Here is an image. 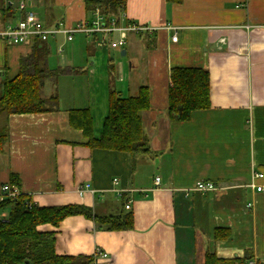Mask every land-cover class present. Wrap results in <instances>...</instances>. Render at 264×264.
<instances>
[{"label": "crops", "instance_id": "0c3cea01", "mask_svg": "<svg viewBox=\"0 0 264 264\" xmlns=\"http://www.w3.org/2000/svg\"><path fill=\"white\" fill-rule=\"evenodd\" d=\"M19 1L0 0V29L20 19ZM26 2L50 27L88 21L85 0ZM9 5L15 14L5 22L1 11ZM120 13L122 26L155 29L112 33L111 40L116 34L126 40L118 65V50L100 45L101 33L99 41L81 32L48 39L50 68H73L45 83L46 94H59L60 110L0 116V126L9 130L0 182L18 175L22 191L40 206L79 203L101 214L133 212L130 230L98 229L83 215L57 227L40 225V231L56 232L60 255L92 257L101 249L109 253L101 264H205L210 252L221 258L250 255L254 264H264V192L252 187L264 184V176H255L264 173V0H127ZM33 45L0 37V92L5 78L19 74L20 60ZM173 67L210 74L211 107L193 111L189 120L168 114ZM117 69L124 72L122 81ZM141 85L150 89V109L142 114L150 153L133 157L91 148L70 125L69 109L89 108L99 137L110 90L136 95ZM199 180L218 189L190 190ZM81 186L87 187L84 195ZM217 230L230 234L217 237Z\"/></svg>", "mask_w": 264, "mask_h": 264}, {"label": "trees", "instance_id": "16d2710c", "mask_svg": "<svg viewBox=\"0 0 264 264\" xmlns=\"http://www.w3.org/2000/svg\"><path fill=\"white\" fill-rule=\"evenodd\" d=\"M182 3L183 0H167ZM127 0H85L88 21L95 17L97 9L106 21L116 19L120 23V11ZM20 18L25 12L20 11ZM3 20L13 18L12 5L1 11ZM46 25V24H45ZM49 26V25H46ZM95 41H99L98 33ZM48 40L35 39L32 52L20 60V72L2 83L0 92V116L11 114L44 113L60 110V97L57 92L46 94V80L56 78L73 68H50ZM210 74L200 67H173L170 72L169 108L170 118L189 120L195 110L211 107ZM150 89L141 85L136 95H123L116 89L109 93V112L103 123L99 137L94 135V120L89 108L69 109L70 125L81 130L86 144L91 148L126 151L133 157L151 152L149 138L144 129L142 114L150 109ZM9 140L7 124L0 126V152ZM10 183L20 186L18 175L12 173ZM6 182H0V185ZM30 198L25 194L16 201L0 203V213L8 211L6 218L0 217V264H87L92 257L60 255L57 253L55 231H40L43 224L59 226L69 216L83 215L94 220L102 230H130L134 228L132 211L119 214H101L93 207L73 203L59 206H27ZM223 233V234H222ZM228 230H217V237H228ZM250 255L244 257L221 258L215 253H207L205 264H249Z\"/></svg>", "mask_w": 264, "mask_h": 264}, {"label": "built area", "instance_id": "2783aa9c", "mask_svg": "<svg viewBox=\"0 0 264 264\" xmlns=\"http://www.w3.org/2000/svg\"><path fill=\"white\" fill-rule=\"evenodd\" d=\"M18 9L25 12V17L20 18L16 23L10 24L3 29H0V37L6 41H9L13 44H22L27 42H33L35 39L48 40L49 38L59 34L64 33L68 39H72L75 33L81 32L87 35H93L94 33H101L103 39L99 42L100 45L108 43L109 46L113 49H119L120 47L126 44L124 37H121L116 40H111L110 35L114 32L122 31H133L135 33H144L152 31L155 27H147L137 24H130L127 26H122L117 24L116 19L111 21H106L104 16L101 15L99 9L95 13V17L92 21H83L77 23L75 26L70 28L62 27L58 25L55 27L46 26L42 20L39 18L38 14L29 9L26 0H20L18 4ZM171 28V27H170ZM173 41L178 40L177 34L172 37ZM256 177H263L264 173L256 172ZM117 183V178L114 179ZM160 177L156 178V183L158 184ZM252 187L256 188L257 191L264 192V184H256L252 182ZM218 189L217 185L213 181H203L199 180L196 182L194 187L190 190L199 191L202 193H208ZM87 187L81 186L78 190L80 195H84ZM25 193L22 191L21 186L14 183L6 182L0 185V203L5 201H16ZM27 206L31 208L34 202L30 199L27 200ZM130 204L126 205V208L129 209ZM8 215L7 210H3L0 213L1 218H6ZM99 258L107 259L109 258V253L104 250L97 249L94 255H92V261L87 264H101ZM249 264H254L253 261H250Z\"/></svg>", "mask_w": 264, "mask_h": 264}, {"label": "rangeland", "instance_id": "374dc122", "mask_svg": "<svg viewBox=\"0 0 264 264\" xmlns=\"http://www.w3.org/2000/svg\"><path fill=\"white\" fill-rule=\"evenodd\" d=\"M81 37H83V34H80V33L77 34V35H76V41H77V44H79V45L82 46L83 43L85 42V40H83V38L81 39ZM115 38H116V39H119V34H116V35H115ZM78 39H79V40H78ZM111 39H113V37H111ZM123 48H124V46L120 47L119 49L117 48L116 50H118V51H115V52H114L115 58L117 57V59H115V60H116L115 65H118V61H117V60H119V61L121 60L122 62H124V56H122L121 53H120V52H121V49H123ZM79 51H80V47L77 48V52H79ZM114 74H115L116 76H120V75L122 74V75H121V76H122L121 79H120V77H118V78H116V80H117V81H119V80L122 81V80H123L124 72H120V71L117 69V70H116V73L114 72ZM117 81H116V82H117ZM119 85H120V84H119ZM119 85H118V86H119ZM45 92H47V91H45Z\"/></svg>", "mask_w": 264, "mask_h": 264}, {"label": "water", "instance_id": "95a60500", "mask_svg": "<svg viewBox=\"0 0 264 264\" xmlns=\"http://www.w3.org/2000/svg\"><path fill=\"white\" fill-rule=\"evenodd\" d=\"M124 53H125V50L122 51V55H124Z\"/></svg>", "mask_w": 264, "mask_h": 264}]
</instances>
